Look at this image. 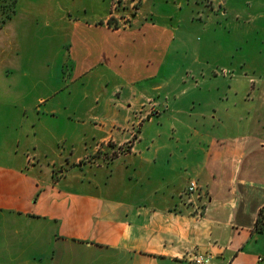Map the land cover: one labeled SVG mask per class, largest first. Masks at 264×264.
<instances>
[{
  "label": "crops",
  "instance_id": "0c3cea01",
  "mask_svg": "<svg viewBox=\"0 0 264 264\" xmlns=\"http://www.w3.org/2000/svg\"><path fill=\"white\" fill-rule=\"evenodd\" d=\"M96 1L103 7L95 20L72 24L76 43L65 60L74 81L107 87L91 105V151L67 154L66 138H33L0 153V264H197L194 256L208 257L206 264L262 263L264 232L255 223L264 207V76L250 96L221 90L227 79L216 77L217 91L190 95V114L181 95L163 112L155 100L146 106L169 86L158 78L175 30L154 21L157 0ZM2 30L1 76L12 46ZM33 47L13 62L18 86L35 81ZM28 95L19 97L22 113L34 109ZM47 105L53 111L60 102ZM153 105L156 118L129 142L120 128ZM106 139L129 142L130 152L108 161L94 149ZM189 180L198 186L193 194L185 192Z\"/></svg>",
  "mask_w": 264,
  "mask_h": 264
},
{
  "label": "rangeland",
  "instance_id": "374dc122",
  "mask_svg": "<svg viewBox=\"0 0 264 264\" xmlns=\"http://www.w3.org/2000/svg\"><path fill=\"white\" fill-rule=\"evenodd\" d=\"M183 3V9L178 10L177 4ZM150 4L152 6V2L146 6ZM102 7L96 0H17L10 19L1 22L0 15L3 35L12 37V46L2 56L7 70L0 75L1 154L11 152L17 139L27 142L33 138H66L67 154L73 150L82 155L84 148L90 153L93 141L90 127L86 125L93 124L91 105L96 96L107 94V87L104 82H89L86 78L74 81L72 64L65 65V60L67 49L76 43L72 24L95 20L96 12ZM153 8L157 9L154 21L174 29L176 38L173 37V53L165 55L159 69L158 81L170 82L169 86L154 94L155 99L152 97L150 103L146 100V106L155 100L157 105L163 104L160 108L163 112V106L181 95L179 106L190 114V95L217 91L216 77L227 79L225 83L220 82L221 90L237 89L251 95L255 84L264 76V0H157ZM27 45H34L36 78L33 84L20 81L18 86V82H14L18 66L13 62L22 61ZM44 71L48 74L38 81ZM25 93H29L34 109L22 113L23 101L19 97ZM49 96L54 97L49 100ZM48 100L60 105L51 111ZM151 107L152 110L155 106ZM131 117L128 129L120 128L121 133L128 131L129 142L138 137L144 121L156 118L153 110L149 114L141 110ZM32 123L35 135L27 136ZM129 142L106 139L98 142L94 149L98 155L104 153L110 161L128 154ZM59 150L62 151V147ZM29 152L28 162L31 163L33 150ZM105 170L101 172V181L107 174Z\"/></svg>",
  "mask_w": 264,
  "mask_h": 264
},
{
  "label": "trees",
  "instance_id": "16d2710c",
  "mask_svg": "<svg viewBox=\"0 0 264 264\" xmlns=\"http://www.w3.org/2000/svg\"><path fill=\"white\" fill-rule=\"evenodd\" d=\"M17 0H0V15L2 14L1 22H5L6 20L11 18V15L14 12L15 5ZM255 229L264 232V207L259 211L258 217L255 223ZM262 263L264 264V258L262 259Z\"/></svg>",
  "mask_w": 264,
  "mask_h": 264
},
{
  "label": "built area",
  "instance_id": "2783aa9c",
  "mask_svg": "<svg viewBox=\"0 0 264 264\" xmlns=\"http://www.w3.org/2000/svg\"><path fill=\"white\" fill-rule=\"evenodd\" d=\"M197 184L196 182L194 181H191L190 184H189V187L187 189V194H193L196 190H197ZM209 258H205V257H202V256H194L192 261L194 263H197V264H206L209 262Z\"/></svg>",
  "mask_w": 264,
  "mask_h": 264
}]
</instances>
